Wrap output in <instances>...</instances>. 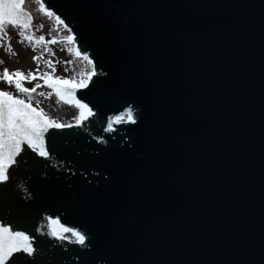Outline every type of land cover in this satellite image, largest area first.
<instances>
[{"label": "water", "instance_id": "obj_1", "mask_svg": "<svg viewBox=\"0 0 264 264\" xmlns=\"http://www.w3.org/2000/svg\"><path fill=\"white\" fill-rule=\"evenodd\" d=\"M39 1L97 75L75 91L95 115L9 169L32 259L264 264V0ZM129 107L136 123L108 131ZM49 216L85 244L51 236Z\"/></svg>", "mask_w": 264, "mask_h": 264}, {"label": "snow or ice", "instance_id": "obj_2", "mask_svg": "<svg viewBox=\"0 0 264 264\" xmlns=\"http://www.w3.org/2000/svg\"><path fill=\"white\" fill-rule=\"evenodd\" d=\"M23 3L24 0H0V28L5 23L25 29L30 26L32 17L22 8ZM40 8L49 17L55 15L54 12L45 8L44 3H41ZM55 19L57 24L68 28L60 16L56 15ZM68 30L71 31V29ZM27 39L31 40L32 37L29 36ZM44 39L45 37L41 36L39 41ZM66 39L69 43H75V37L72 35H69ZM75 54L92 68L89 72L81 73L82 78L79 81L74 78H53L47 73L40 78L44 80L48 88L54 91L55 96L60 101L79 109V117L74 118L79 125L84 119L95 115V113L88 103L83 102V98L76 97L75 91L88 88L97 72L93 60L86 53L77 48ZM65 63H70V61H65ZM12 76L17 77L15 88L20 93L26 94L28 98L21 99L11 92L0 90V185H5L8 189L0 193V264H37L36 260L32 259L36 253L33 246V237L29 235L28 228L23 223L29 215L30 205H25L7 185L9 169L16 163L17 156H20L26 149H31L39 156L47 158L49 151L46 146V133L49 132V129H63L72 127V125L60 123L55 118L48 116L42 108L33 106L32 94L41 85L37 84L31 89L23 87L22 80L25 78L23 73L17 71L10 74L7 69L4 70L3 78L8 81L9 85L12 84ZM84 76L87 78H83ZM36 78V75L32 76V79ZM96 83L98 84L99 81ZM93 88H95V85ZM41 95L43 96L44 93H41ZM93 106L97 105L94 104ZM125 115L128 122L136 123L133 109L129 107L126 113L109 119L107 130H112L113 122L120 123L124 121ZM49 142H51V137H49ZM12 175H15V172ZM6 209H11L12 214L5 216L3 213ZM47 227L49 234L58 240L68 239L65 234L71 233L75 237L76 243L85 244V234L76 228L67 227L61 223L59 218L49 216Z\"/></svg>", "mask_w": 264, "mask_h": 264}, {"label": "rangeland", "instance_id": "obj_3", "mask_svg": "<svg viewBox=\"0 0 264 264\" xmlns=\"http://www.w3.org/2000/svg\"><path fill=\"white\" fill-rule=\"evenodd\" d=\"M44 24L40 21H34L26 29L9 25H3L0 28V89L6 88L13 95L24 97V94L15 88L17 77L12 76L11 85L3 78L5 69L10 74L17 71L23 73L25 77L22 80L23 87L31 89L37 84L41 85L33 93L35 96L34 104L46 110L48 114H50L49 107L53 106L57 114H62V118L58 119V116L51 117L62 121L63 118L70 117L71 111L68 110V113L65 114L63 108L49 98L45 84H43L44 80L40 77L47 73L53 78H74L76 80L79 78V74L77 72L68 74L69 63H65V61L69 59L68 57L65 58L67 54H63L58 47L60 36L51 35L49 28L45 27ZM29 36L32 37L31 40L27 39ZM41 36L45 37L43 41H39ZM33 75H36L37 78L32 79ZM41 93H44V95L42 96ZM48 98L49 102H47Z\"/></svg>", "mask_w": 264, "mask_h": 264}, {"label": "bare ground", "instance_id": "obj_4", "mask_svg": "<svg viewBox=\"0 0 264 264\" xmlns=\"http://www.w3.org/2000/svg\"><path fill=\"white\" fill-rule=\"evenodd\" d=\"M23 7L26 9V10H28L29 12H30V14H31V16H32V18H33V12H32V10L34 9V8H38V2L36 1V0H24V3H23ZM41 12V11H40ZM56 33L58 34L59 33V35H61V44H62V49H63V51H64V53H69L70 55H71V57L72 58H75V59H77V61L78 62H76L75 63V65H76V68H73V66L70 64V66L68 67V69H67V72H68V74H72V73H75V72H77L79 75L81 74V73H86V71L87 70H89V66L90 65H88L87 64V62L86 61H84L82 58H79V57H77L76 55H74V50H73V46H72V44L71 43H69L68 41H63V36H68V30L66 29V28H62V27H58V28H56ZM71 63V62H70ZM87 65H88V67H87ZM66 67V66H65ZM87 67V68H86ZM67 68V67H66ZM87 69V70H86ZM83 78H86V76H84ZM47 89H48V93L50 94V97H52V98H54V99H57V101L60 103V105H61V107H63V112L65 113V114H67L68 113V110H72V114H71V116H73V119L74 118H77V115H78V113H79V109H77L75 106H73V105H69V104H66V103H64V102H62V101H60L56 96H55V94H54V91L52 90V89H50V88H48L47 87ZM1 90H4V91H8L6 88H1ZM47 102H49V98H48V100H47ZM51 102V101H50ZM70 107V108H69ZM39 108H41V107H39ZM69 108V109H68ZM70 110V111H71ZM44 112L48 115V116H58L57 118L59 119L60 117L62 118V114L60 113V114H57L56 112H55V110H54V107L53 106H50L49 107V113L51 114H48L47 113V111L46 110H44ZM63 123H66V121L65 120H63Z\"/></svg>", "mask_w": 264, "mask_h": 264}]
</instances>
